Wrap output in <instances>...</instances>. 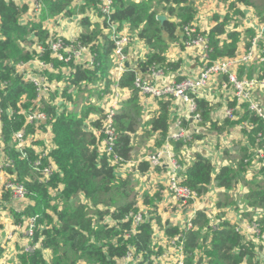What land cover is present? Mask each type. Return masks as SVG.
<instances>
[{"label": "trees", "instance_id": "1", "mask_svg": "<svg viewBox=\"0 0 264 264\" xmlns=\"http://www.w3.org/2000/svg\"><path fill=\"white\" fill-rule=\"evenodd\" d=\"M84 5L81 11L86 12L91 7H97L98 0H82ZM229 3L232 15L227 13L222 22H219L209 32L208 57L210 62L221 59L234 58L240 49L242 33L230 31L233 16L243 17L244 13L238 5H253V0H222ZM44 11L47 16L54 17L59 14L72 16L76 14L74 0H46ZM115 13L113 20L119 25H129L132 32H137L140 40L144 41L150 48V55L144 64L139 62V69H147L153 65H158L164 71H171L178 68V65L168 63L165 59L164 50L168 47L167 41L181 38L184 40L183 28L192 25L196 10L192 0H114ZM27 6H18L13 1L0 0V107L2 110V135L6 144V150L10 152L15 161V166L8 169V173L16 177V181L23 182L28 191V198L34 204L27 207L25 214L32 218L39 216L34 235V243L40 247L31 254L19 256L21 264H117L122 259L129 247L135 249L136 255H141L144 263L152 264V256H158L160 252L152 249L153 230L150 222L141 223L137 228V233L130 238H124L125 234L132 231V219L125 221V216L131 213L132 205L119 206L116 210H107L106 215L116 222L115 226H99L89 215L87 202L75 204L76 197L82 196V201H89L93 206L107 204L106 197L111 193L118 192L120 179L115 172V168L110 166V159L107 155L98 151L99 141L93 132L87 130L86 120L91 113L96 112V108L83 107L80 112L70 111L62 104L58 105L60 97L67 101H74L73 96L66 88L60 93L54 91L46 101H43L45 112L50 117L54 136V148L50 153L51 160L56 164L58 171L42 182L36 176L30 166V162L22 160L19 153L10 145L13 143V134L21 130L25 124V116L20 114L21 109L30 110L33 101L38 97V92L33 84L25 82L23 77L16 71V66L22 62H27L35 57V53L27 51L30 35L35 32L41 43L44 42L47 49V31L42 29V25L30 24L21 25L20 20L27 11ZM163 11L164 13H160ZM261 21L264 22V5L260 7ZM167 14V21L161 24L157 17ZM218 20V16H216ZM220 21V20H218ZM82 25L85 33L80 37V41L86 45H93L92 50L98 53V63L93 70L82 69L71 64L75 70L73 78L70 80L73 85L82 82L87 84H97L100 80L107 79L110 70V53L113 52L114 43L107 41L102 48L101 45L94 44L99 41L102 35L100 25H93L90 18H84ZM105 29L106 24L104 23ZM238 24L235 25V28ZM248 38L255 36L253 30H248ZM250 47V41L245 44ZM248 50V49H246ZM49 51L40 57L44 62H53L55 67L61 69L66 67L63 63L53 61ZM136 73L133 70L127 71L120 82L121 89H129L132 94L131 99L126 103L123 112L116 117V126L119 134L116 151L124 160H129L132 143L131 135L135 133L137 118L141 110L138 104V93L134 87ZM58 79L62 80L59 74ZM59 80V81H60ZM4 87L2 88V85ZM110 83H108L109 85ZM61 94L60 97H57ZM78 100V99H76ZM198 111L201 114V121L197 122L202 127L210 120V107L204 100H196ZM74 103V102H73ZM77 105V103H75ZM62 107V110L58 111ZM245 107H247L245 105ZM9 111L14 112L13 117H9ZM59 113V114H58ZM251 114V113H250ZM252 115V114H251ZM247 124L250 122L257 124L251 131L250 140L256 142V134L263 130V123L257 118L245 115L244 119L237 121ZM153 132H160V141L157 146L161 148L168 140L169 123L168 115L164 109L160 117L151 121ZM186 122L182 126L186 127ZM243 125V124H242ZM93 128L100 130L99 121L92 123ZM212 126H216L215 124ZM42 128V127H41ZM42 131H46L42 128ZM27 134H32L34 128L26 127ZM202 131V130H201ZM200 131V132H201ZM196 138L203 136L196 133ZM173 146L176 157L180 164V176L183 178V185L195 191L199 197L208 193L209 186L214 182L226 191L234 189L244 174V162L238 164L237 170L230 167H222L218 173L209 158L202 154H197L192 164L185 163L179 158L181 149L184 147L183 141H169ZM32 154V153H31ZM32 156H34L32 154ZM33 158V157H32ZM148 163L141 165V171L149 169ZM161 168V167H160ZM121 180V179H120ZM116 185V187H115ZM251 186H255L252 184ZM255 189H260L256 187ZM56 193L55 198L52 194ZM250 200V208L264 207V190L253 192ZM4 201L10 199V194L4 191ZM249 200V199H248ZM59 203H62L60 207ZM104 212L98 211L96 216L102 218ZM16 220L18 215L15 214ZM160 223V220H157ZM18 222V221H17ZM264 231V218L259 222ZM197 230H189L187 234V264H193L191 253L202 247L199 241L202 239V230L208 228L207 215L199 212L197 219L193 222ZM220 228L214 231L212 247L208 250L211 258L210 264H254L256 257V247L245 240L244 236L236 231L230 224H220ZM178 229H170L166 234L174 236L178 234ZM203 245V244H202ZM262 248V246H260ZM255 251V252H254ZM45 252H51L52 258L46 260ZM1 255V252H0Z\"/></svg>", "mask_w": 264, "mask_h": 264}, {"label": "crops", "instance_id": "2", "mask_svg": "<svg viewBox=\"0 0 264 264\" xmlns=\"http://www.w3.org/2000/svg\"><path fill=\"white\" fill-rule=\"evenodd\" d=\"M13 1L18 6H27V11L22 15L20 24L30 25V24H41L42 29L46 30L48 37L51 35H59L66 39L80 38L85 33V28L83 29L82 21L84 18H90V21L93 25H100L102 29V35L99 36V41H95L94 44L101 45L102 48L105 46L107 41H110V34L108 30H105L104 21L102 20L98 10L95 7H91L86 10V12L81 11V7L84 5V1L82 0H74V6L76 7V14L74 15H65L59 14L54 17L47 16L45 19L44 11L43 15L40 19L35 18L31 12V0H6ZM220 5V4H219ZM228 9H229V4ZM225 7V6H223ZM238 8L244 13V19L240 28L237 29L242 33V41L240 42V49L238 50L237 55L242 54L246 51L247 47L245 44L251 41L252 39L259 33V31L264 26V22H262L259 17H254L251 15V11L247 8V6L238 5ZM216 9L215 5L209 10L205 9L206 12L217 16L219 13ZM196 10V15L194 17V23L198 30L202 32H210L212 28H214L215 22L213 20V16H210L206 19L202 17V12L198 14V10ZM224 12V10H223ZM226 14V13H225ZM245 14L247 16L245 17ZM225 16L224 14H219V16ZM50 21V22H49ZM193 23V24H194ZM120 27L124 30V33L129 34L131 37H134V41L128 46V56H129V66L134 70H137V74L142 76L145 80H153L150 68L147 69H139V62L144 64L147 60V57L150 55V48L146 45V43L138 37L137 32H132L131 27L129 25H120ZM236 29V31H238ZM248 30H253L255 36L253 38H248L246 32ZM28 41L32 44L28 45L27 51L35 53V56L38 57L40 49L39 45L41 41L38 39V36L33 32ZM180 42L184 45V41L180 38ZM185 47V46H183ZM110 53V57L112 56ZM168 63L178 65L177 69L166 71L165 77L162 80V83L181 81L186 78L196 79L201 73L203 64L200 61L198 52L195 50H187L186 48L182 49L179 45H174L167 55H163ZM36 57H34L36 59ZM32 59L25 66V70L28 72H38L43 74L48 79V91L43 92L41 98L36 99V103L40 102L41 106L43 105V101H46L48 97L51 96L54 91L60 93L62 90L64 91L66 88L69 89V93L73 96L74 99L80 98L82 103L92 104L96 108L99 109V113H91L89 119L86 120L87 130L89 132H93L94 136L97 137L99 141V150L103 151V137L100 133V130H97L91 126L93 122L101 121L102 115L105 110L109 109L111 104L115 101L114 94L116 92L115 83L116 76L118 71L113 70V65L110 62V70L108 71L107 79L100 80L97 84H87L85 82L80 83L78 85H73L71 83V79L75 74V70L70 65H65L66 67H55L52 70L42 69L39 64ZM158 66V65H157ZM59 74L62 75V80L58 79ZM125 73H123L124 75ZM238 75L240 79L243 78H258L264 81V38L261 39L259 43V51L257 52V58L253 62L249 63L245 66H240L238 69ZM60 80V81H59ZM108 83H110L108 85ZM121 93L120 100V109L117 112V116L123 112L126 103L131 99L132 94L129 89H119ZM138 93V104L141 110L140 116L137 118L134 116L133 118L137 119L135 133L131 135V143L132 147L135 145V139L139 135H148L151 136V140H155L156 143L160 141V132H153L151 121L160 117L162 113V109L166 111L168 115V123H169V132H168V140L161 147H156L155 153L156 155L160 151L174 153L173 146L169 143L173 139V135L184 130L186 135L191 136V129L195 131L194 133L202 134V138L198 140L193 146V156L190 157V153L186 151H181L179 158L183 159L185 163L191 164L196 158L197 154H202L209 158L215 168V173H218L222 167H230L234 170H237L238 164L244 162L246 158H251L253 151L256 149V142L253 143L250 139L251 129L250 126H257L254 122H250L248 127L243 128L245 124L244 121L240 124H237V121L244 119L245 115L249 117L252 116L248 111V108L244 105H240L236 101V97L234 94L233 88L228 84V79L226 76L217 75L209 80L206 86L200 88L195 95L196 100H204L209 104L210 107V121L207 122V125L201 129H197V122L193 120L189 105L183 102L181 99H176L173 97L157 99L150 96H144ZM61 94L57 97H60ZM254 99L258 101L260 104L264 106V87L259 86L254 91ZM79 100V99H78ZM64 103V106L68 110H75V106L71 101H67L65 98L60 97L58 100V105ZM107 108V109H106ZM62 110V107L59 111ZM234 113L233 118H229L227 115L228 111H232ZM116 116V117H117ZM186 122L188 125L186 127L182 126V123ZM216 126H212V125ZM243 124V125H242ZM2 121H0V147L3 148L4 154L8 157L11 156L10 152L6 150V144L4 142V137L2 135ZM149 134L145 133L144 129L148 130ZM200 127V126H199ZM202 127V126H201ZM49 130V129H47ZM46 130V131H47ZM202 130V131H201ZM44 133L39 137L38 140L28 141V146H31V151L34 154H43L47 150H52L54 146V136L53 133L47 134ZM201 131V132H200ZM45 139L46 143H45ZM12 148L14 143L10 145ZM183 149V150H190ZM176 155V154H175ZM186 155V159L183 156ZM178 160V157H176ZM149 159V158H148ZM191 159V160H189ZM4 161V156L0 155V163ZM148 161V160H147ZM147 161H142L143 163H147ZM190 161V162H188ZM178 162V161H177ZM111 163V162H110ZM128 163H136L131 162ZM179 163V162H178ZM127 164V163H125ZM124 164V165H125ZM123 165V166H124ZM122 166V167H123ZM128 167V166H127ZM126 167V169H128ZM244 174L242 179H240L237 186L234 189L227 191L232 197V202H235L238 207L229 205L227 209L218 210L215 206L214 201L216 198L218 201L220 200V192H224V188H220L216 185V183H212L209 186V192L204 197H200L194 200L192 203H184L182 201L176 200L171 192L170 195L166 197V201L170 203V209H172V217L169 221H166L172 229L176 228L179 230H183L184 226L188 223V220L191 218L193 221L197 219L199 212L207 213L211 215L210 211L207 210L208 205L212 212L215 213H224V218L222 223H217L215 226L218 227L223 225L224 223L230 224L234 229L237 226H240L242 232H245L246 238L245 240L254 244L252 247H256V257L254 260V264H264V260L259 259L258 254L263 253L262 248L258 245L256 239H251V235L245 231V227L248 223L252 221L260 222L264 218V207H260L262 210L258 211L257 208H250L249 200L246 196L249 194V190L253 189L255 186H251L254 179H258L259 181H264V170L258 171L252 169L250 166L244 163ZM121 169L119 167L117 170ZM156 169V167L150 166L147 170L148 173L152 170ZM173 169V164L170 161L167 154H165L161 168H158L157 171L160 173H164L166 175H170ZM116 170V172H117ZM139 170V169H136ZM141 170V169H140ZM119 176H122L119 172H117ZM143 175V172H141ZM140 174V176H141ZM164 176V180L167 181L168 189H169V176ZM10 179H16L14 175L8 173V169H4L0 171V264H21L19 260V256L25 253L26 246L30 245V240L28 239L25 233V225L26 221L29 217L25 214V210L28 206L33 205L34 203L29 199L25 201H19L14 199L10 195V199L8 201H4V185ZM255 185V184H254ZM164 186V184H163ZM212 186V187H211ZM202 198V199H201ZM234 208L235 210H233ZM175 209L177 212L173 211ZM15 214L18 215V219L16 220ZM166 216V215H165ZM18 221V222H17ZM221 221V220H220ZM219 221V222H220ZM164 222V221H163ZM165 223V222H164ZM194 226V225H193ZM220 228V227H219ZM191 230H197V227L194 226ZM207 232L202 230V235H205ZM241 234V233H240ZM159 241L158 245L161 248L167 247L166 232H159ZM254 251V252H255ZM171 254L162 259V264H175L176 263V254L171 251ZM45 257L47 261H50L52 258L51 252H45Z\"/></svg>", "mask_w": 264, "mask_h": 264}, {"label": "built area", "instance_id": "3", "mask_svg": "<svg viewBox=\"0 0 264 264\" xmlns=\"http://www.w3.org/2000/svg\"><path fill=\"white\" fill-rule=\"evenodd\" d=\"M46 0H31V12L32 15L40 19L43 15V10L46 7ZM96 9L100 14L102 20L106 24V29L110 34V40L114 43V49L110 58L113 70L118 71L116 76V82H114L116 92L114 94L115 101L111 104L110 108L105 110L101 121L100 133L104 136L103 138V151L109 157L110 161L120 160L122 158L116 151L117 142L119 140V134L116 126V116L120 109L121 93L119 89L120 82L123 77V73L130 71L126 67L129 63V56L127 53L128 46L134 41V37L124 33V30L120 25L113 20V14L115 13L114 0H98ZM63 15V14H62ZM50 22V21H49ZM184 34V46L187 50H195L198 52L201 63L203 64L201 73L196 79L186 78L179 82H168L162 83L165 77V71L157 65H153L150 70L152 78L155 80H145L142 76L137 74V70L132 69L136 73L134 80V87L140 94L144 96H150L157 99H164L173 97L181 99L183 102L189 105L190 114L193 120L201 121V114L198 111V104L195 98L198 90L209 82V80L217 75L226 76L228 84L233 88L235 99L238 104L246 105L248 111L254 115L255 118L263 123V130L256 134V149L253 151L251 158H246L244 163L250 166L254 170H264V106L254 99V91L257 87L263 86L264 81L258 78H243L240 79L238 75V69L240 66L248 65L257 58V52L259 51V43L264 38V26L259 33L252 39L250 47L247 48L244 53L236 55L234 58L221 59L215 62H210L208 52L210 50L208 39L202 36L200 30L197 29L194 24H190L183 28ZM81 38L66 39L59 35H51L48 37L47 51L50 54L51 60H55L65 65H75L82 69L93 70L98 63V53L92 50V44L86 45L80 41ZM44 42L39 45V56L36 57L35 61L39 64L42 69L52 70L55 66L53 62H44L40 59L41 56L46 52ZM31 61V60H30ZM22 62L16 66V71L23 77L25 82L33 84L38 92V97L41 98L43 92L48 91V79L41 73L32 71L28 72L25 70V66L28 62ZM83 83V82H82ZM4 84L2 85V88ZM64 104V103H63ZM62 106V104L60 105ZM59 111V109H58ZM60 113V111H59ZM58 113V114H59ZM2 110L0 107V121H1ZM9 117H13L14 112L9 111ZM20 114L25 116V126L13 134V148L19 153V157L22 160L30 162V166L36 176L40 178V181H48L54 173H57L58 168L55 163L51 160L52 150L45 151L41 154H34L31 151V146H28V141H36L44 133L42 128L47 130V134H51L52 129L49 125L51 120L48 114L45 112V106L40 102H34L30 110L21 109ZM227 115L229 118H233L234 113L228 111ZM27 126H32L34 132L27 135ZM42 127V128H41ZM251 129L257 126H250ZM189 135H186L184 130L173 135L174 141H183L184 143L189 142ZM45 139V143H46ZM98 151L99 148H98ZM34 156H32V154ZM167 154L170 161L173 164V169L169 175V191L173 194L174 198L184 203L196 200L197 194L186 186L181 184V179L178 176L181 167L177 162L176 155L174 153L160 151L156 155L150 157L153 167H161L163 158ZM0 155L4 156V161L0 163V171L4 169H11L15 166V161L11 156L4 154L3 148L0 147ZM33 157V158H32ZM190 160V159H189ZM189 162V161H188ZM5 191L16 200L25 201L28 198V191L23 182H18L16 179L8 180L4 185ZM39 216L28 218L25 225V233L30 240V245L26 246L25 253L31 254L40 247L38 243H34V235L37 227V219ZM142 223L141 216L135 218V226H139ZM193 228L192 219L184 226L183 230H179V233L174 236H166L167 247L164 249L158 245L159 232H154L152 236V249L155 252H160L158 256H152V264H162L161 260L168 257L173 251L176 254L175 264H187V232ZM216 228H219L218 225ZM236 231L245 236V232H242L240 226H237ZM245 231L251 235V239H256L259 246H262L263 253H259V259L264 260V231H262L260 223L258 221H252L247 224ZM133 233H137L136 229H133ZM168 235V234H167ZM41 248V247H40ZM135 249L129 247L126 255L117 261V264H140L144 263V259L141 255H136ZM146 264V263H145Z\"/></svg>", "mask_w": 264, "mask_h": 264}, {"label": "rangeland", "instance_id": "4", "mask_svg": "<svg viewBox=\"0 0 264 264\" xmlns=\"http://www.w3.org/2000/svg\"><path fill=\"white\" fill-rule=\"evenodd\" d=\"M192 2L194 5V8L198 10V14L200 12H202V17L204 19H206L210 16H213V20L215 22V25H217L219 22H222V20L224 18L223 15L219 16V14L226 15L227 13H229L232 15V11L228 10L227 4H229V3L224 2L222 0H192ZM252 3H253V5H249L247 8L251 11L252 16L260 17L261 16V14L259 13L260 7L262 5H264V0H253ZM213 5H215V7H216V9H214V10L219 11L217 16L219 18L218 20H220V21H218L216 19V16H214L211 13L206 12V10H205V9H207V10L211 9L213 7ZM223 6H225V7H223ZM241 6L246 7V5H244V4ZM223 10H224V12H223ZM160 13H164V12L161 11ZM161 15H164L167 17V14H161ZM161 15H159V16H161ZM246 16H247V14H245V17ZM243 19H244V16L243 17L233 16V19L231 20V24H230V27H231L230 31H236L237 28H235V25H237V24L239 26L238 28H240V26L242 25ZM194 25H196V24L194 23ZM83 29H84V27H83ZM238 32H240V31L238 30ZM201 33H202V36H204L206 39H209V32H202L201 31ZM47 39H46V42H47ZM167 43H168V47L164 50L165 55H167L169 53V51L171 50V48L176 44L179 45L182 49L183 48L185 49V47H183L184 45L180 42L179 38H176V39L171 40V41H167ZM249 79H251V78H249ZM261 81H263V80H261ZM78 99L79 100L74 99V101H73L74 103L72 102L74 104V106L76 107L75 110H77L78 112H80L83 107L96 108L92 104L82 103L83 101L80 100V98H78ZM35 101H33L32 103H34ZM75 103H77V105ZM70 111H74V110H70ZM95 113H99L98 108H96ZM196 122H199V121H196ZM196 125L198 127V128H196V130L203 128L201 126L199 127V125H200L199 123H197ZM136 127H138V126H135V128ZM144 130H145L146 134H149L148 133L149 127H148V130L147 129H144ZM191 131H192V133L190 134L191 136H189V138H188L189 142L184 143V147L181 149V151L189 152L191 154L190 157L193 156V152H194L193 146L199 140L196 138V135H195L196 133H194L195 131L193 130V128L191 129ZM102 137L104 138L103 135H102ZM134 144L135 145L132 147L129 160L131 162H136V163H134V164L128 163L129 160L126 161L124 159H122V161L112 160L110 163V166L115 168V172L119 167H121V169L117 170V172H119L122 176H119L117 173V176L121 179V180L117 179V182L119 183V186L117 188L118 192L113 193V194L111 193L108 197H106L107 204L100 205V206H93L92 203L87 201V200L82 201L83 200L82 196H80L79 198L76 197L75 204H79L80 201L81 202H87L89 215L94 219V222L96 224H98L99 226L108 225L109 227L115 226L116 222L111 218V216L106 215L107 210H109V211L111 210L114 212V210H116L117 207H119V206H125L126 204L132 205L133 210H131V213L129 216H125L124 220L129 221L130 219H132L133 227H132L131 233H129V234L123 233V234H125L124 238H128V237L130 238V236L132 234H136V233H133V229H136V231L138 229L137 228L138 226H135V218L138 216H141L142 223H144V222H150L151 223V228L153 230V233L154 232H166L167 233V231L172 229V227H170L166 221H169L170 218H173L172 217L173 212H172V209L169 208V206H171L170 203L165 200L166 197L168 195H170V191L168 189L167 181L164 180L165 178L163 176L166 174L160 173L157 171V169L160 167L152 170L149 173H148V171L143 172V175L141 174L142 171L140 170L141 165H143V162L147 161V160H148L147 163L149 164V166H153L151 163L150 157L155 153L156 147H158L157 146L158 143H156L155 140H151V136L142 134V135H139L138 137H136ZM188 148H191V149L190 150H183V149H188ZM186 157H187L186 155L183 156V158H185V159H186ZM125 163H127V164H125ZM126 167L128 169H126ZM136 169H139V170H136ZM140 174H141V176H140ZM166 176H169V174ZM178 176L182 181L181 184L183 185V178H182V176H180V172H178ZM163 184H164V186H163ZM252 184H255L256 187H258L260 189H255L256 187H254L253 189L249 190V194L246 196V198L249 199V203L250 202L252 203L254 201V199L250 200V198H249L251 195H253V192L264 190V181H259L256 178V179H254ZM183 186H185V185H183ZM115 187H116V185H115ZM210 189H208V192ZM55 195H56V193H53L52 197L55 198ZM172 196H173V194H172ZM201 197H204V196H201ZM198 198H200V197L197 195L196 199H198ZM232 200L233 199H232V197H230V194L226 190H224V192L223 191L220 192V200L218 201V199L216 198L214 203H215V206L218 210L224 209L223 211H225L227 209V206H229V205H233V206L238 207V205H236L235 202H232ZM193 201L194 200H192L191 202H187V203L189 204V203H192ZM59 205L61 207L62 203H59ZM256 208L258 211L262 210L260 207H256ZM232 209L235 210L234 208H232ZM207 210H209L211 212L210 213L211 215H208L206 213L207 219H208V228H205L203 230L207 233L205 235H202L203 240L199 241L200 246H202V247L196 249L193 253H191L190 258L192 257V259L194 261L193 264H210L211 258L208 256V250H210V248L212 247V240H213L214 231L217 230L215 224L222 223V220L224 218L223 212L214 214V212L211 211L209 205L207 207ZM98 211L104 212L105 215L102 218H98L96 216V213ZM173 211L177 212L175 209H173ZM157 220H160L161 222L158 223ZM189 220H188V222H189ZM193 222L194 221L192 219V225H193Z\"/></svg>", "mask_w": 264, "mask_h": 264}, {"label": "water", "instance_id": "5", "mask_svg": "<svg viewBox=\"0 0 264 264\" xmlns=\"http://www.w3.org/2000/svg\"><path fill=\"white\" fill-rule=\"evenodd\" d=\"M157 20H158L161 24H164V23L167 21V17L164 16V15H161V16H158V17H157ZM126 67H127L128 69H130V66H129L128 63L126 64Z\"/></svg>", "mask_w": 264, "mask_h": 264}, {"label": "bare ground", "instance_id": "6", "mask_svg": "<svg viewBox=\"0 0 264 264\" xmlns=\"http://www.w3.org/2000/svg\"><path fill=\"white\" fill-rule=\"evenodd\" d=\"M116 85V84H115ZM27 135H30V134H27Z\"/></svg>", "mask_w": 264, "mask_h": 264}]
</instances>
